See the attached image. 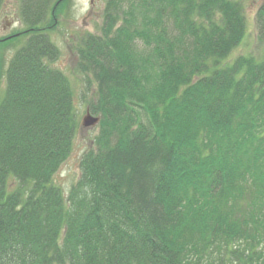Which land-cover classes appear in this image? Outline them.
I'll return each mask as SVG.
<instances>
[{
  "label": "trees",
  "instance_id": "trees-1",
  "mask_svg": "<svg viewBox=\"0 0 264 264\" xmlns=\"http://www.w3.org/2000/svg\"><path fill=\"white\" fill-rule=\"evenodd\" d=\"M67 1L20 0L27 31L0 39V264H264V1L261 52L227 62L243 0H105L76 47L99 133L66 194L80 125L47 32Z\"/></svg>",
  "mask_w": 264,
  "mask_h": 264
},
{
  "label": "rangeland",
  "instance_id": "rangeland-1",
  "mask_svg": "<svg viewBox=\"0 0 264 264\" xmlns=\"http://www.w3.org/2000/svg\"><path fill=\"white\" fill-rule=\"evenodd\" d=\"M264 0H243L247 17V36L243 43L237 47L227 62H231L240 55L261 52V46L257 40L256 13ZM20 0H6L0 12V39L13 33L10 28L11 20L5 17L7 10L13 13L19 12ZM106 6L105 0H68L58 10L55 18L56 27L50 33V39L59 49L58 59L52 63V67L62 71L69 79L75 95L77 118L80 130L75 137L71 155L62 165L54 178V183L61 186L66 194L80 178V163L84 154L94 147L95 137L99 133V127L86 129L82 127V120L89 109V103L96 98L97 84L93 77L79 69L77 55V41L80 37L89 33H98L103 23V12ZM15 19L16 16H15ZM14 50L0 48V98L4 96L6 89V77L4 72L7 63L14 54ZM95 116V115H94ZM97 117V116H96Z\"/></svg>",
  "mask_w": 264,
  "mask_h": 264
},
{
  "label": "flooded vegetation",
  "instance_id": "flooded-vegetation-1",
  "mask_svg": "<svg viewBox=\"0 0 264 264\" xmlns=\"http://www.w3.org/2000/svg\"><path fill=\"white\" fill-rule=\"evenodd\" d=\"M15 16L17 19H15ZM5 17L7 19H10L11 20V23H10V30L13 31V33L9 36H7L8 38L9 37H13V36H20L22 33L26 32L27 31V27L25 26V24L20 20V17H19V12L18 14L16 13H13V10H7L5 12ZM6 37V38H7ZM5 38V37H4Z\"/></svg>",
  "mask_w": 264,
  "mask_h": 264
},
{
  "label": "water",
  "instance_id": "water-1",
  "mask_svg": "<svg viewBox=\"0 0 264 264\" xmlns=\"http://www.w3.org/2000/svg\"><path fill=\"white\" fill-rule=\"evenodd\" d=\"M65 1V0H60ZM101 118L93 116L90 110H87L86 116L82 120V127L86 129L94 128L100 123Z\"/></svg>",
  "mask_w": 264,
  "mask_h": 264
},
{
  "label": "bare ground",
  "instance_id": "bare-ground-1",
  "mask_svg": "<svg viewBox=\"0 0 264 264\" xmlns=\"http://www.w3.org/2000/svg\"><path fill=\"white\" fill-rule=\"evenodd\" d=\"M62 2H64V1H60V0H58V3L57 4H59V3H62ZM92 2H93V0H92ZM48 34L50 33V31L49 32H47Z\"/></svg>",
  "mask_w": 264,
  "mask_h": 264
}]
</instances>
